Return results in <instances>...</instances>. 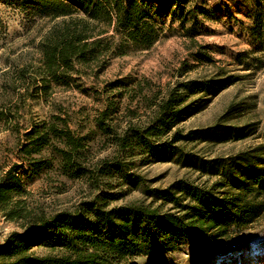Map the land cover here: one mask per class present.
I'll list each match as a JSON object with an SVG mask.
<instances>
[{"label": "rangeland", "instance_id": "1", "mask_svg": "<svg viewBox=\"0 0 264 264\" xmlns=\"http://www.w3.org/2000/svg\"><path fill=\"white\" fill-rule=\"evenodd\" d=\"M143 1L160 32L153 46L128 49L122 56H106L100 68L76 66L69 80H53L42 66L41 46L58 21L0 0V163L18 162L15 155L24 140L21 135L53 121L84 138L87 167L103 160L120 161L130 173L141 176L149 189H165L176 181L210 187L218 177L206 170L183 168L173 160L155 162L140 150L118 151L110 137L97 128L95 119L109 106L111 126L122 131L129 123L141 125L149 113L147 106L158 92L187 80L215 78L219 69L223 71L220 79L230 76L233 84L217 94L194 96L200 98L194 113L177 129L187 132L213 125L233 105L236 113L227 123L248 126L249 136L237 142L179 145L206 161H214L262 142L264 53L248 32L252 0H189L182 3L183 10L174 2ZM199 53L213 62H199ZM41 156L47 160L52 157L45 151ZM51 161L50 168L23 177L25 195L19 200L24 203L27 218L10 221L0 215V245L13 232L25 233L31 221L39 217L73 212L98 196H118L106 202L107 208L134 203L160 205L140 189L120 185L116 175L98 176L95 181L90 177L71 179ZM33 252L56 253L43 247ZM125 264H264V214L249 227L233 232L228 240L183 245L170 253L136 257Z\"/></svg>", "mask_w": 264, "mask_h": 264}, {"label": "trees", "instance_id": "2", "mask_svg": "<svg viewBox=\"0 0 264 264\" xmlns=\"http://www.w3.org/2000/svg\"><path fill=\"white\" fill-rule=\"evenodd\" d=\"M4 1L58 21L41 46L42 66L53 80H69L76 66L100 68L106 56H122L132 48L148 49L160 36L143 0ZM153 1L174 2L183 10L182 3L189 0ZM252 2L248 32L264 53V0ZM109 32L112 34L105 36ZM197 56L199 62H213L204 53ZM218 71L215 78L187 80L158 92L147 106L149 113L141 125L129 123L122 131L111 126L109 106L95 119L97 128L110 137L118 151L140 150L155 162L173 160L183 168L206 170L218 177L210 187L176 181L165 189H149L141 176L130 173L120 161L103 160L87 167L84 138L64 124L41 123L21 135L24 140L15 155L19 161L0 163V215L6 220L27 218L19 200L25 195L23 177L50 168L51 160L71 179L90 177L95 181L98 176L116 175L120 185L140 189L160 205L134 203L107 208L108 200L118 198L111 194L82 203L73 212L39 217L31 221L25 233L13 232L5 238L0 245V264H125L136 257L170 253L183 245L228 240L233 232L258 220L264 214V137L258 145L214 161L179 145L237 142L249 136L248 126L227 123L236 113L233 105L213 125L187 132L177 129L194 113L200 99L194 96L217 94L233 84L230 76L220 79L223 71ZM43 151L52 157L44 159ZM40 247L56 253L35 254L33 249Z\"/></svg>", "mask_w": 264, "mask_h": 264}]
</instances>
